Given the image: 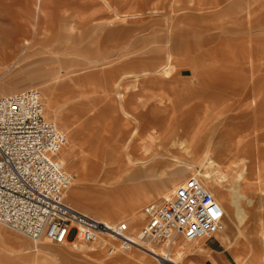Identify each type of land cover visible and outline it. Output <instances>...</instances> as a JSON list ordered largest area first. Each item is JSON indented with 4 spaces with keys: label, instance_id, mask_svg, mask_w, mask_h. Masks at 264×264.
Segmentation results:
<instances>
[{
    "label": "rangeland",
    "instance_id": "rangeland-1",
    "mask_svg": "<svg viewBox=\"0 0 264 264\" xmlns=\"http://www.w3.org/2000/svg\"><path fill=\"white\" fill-rule=\"evenodd\" d=\"M110 1L108 7L99 0H0V22L6 31V35L0 33V45L9 54L7 64L0 66V91L4 86L9 91L2 94L31 88L42 92L47 118L69 138L63 147L65 155L69 146L79 155L76 163L69 157L64 162L74 176L65 192L69 204L78 208L68 199L72 191L78 192L83 204L99 208L104 193L115 192L131 204L138 196L137 186L159 190L160 184H168L178 175L182 178L175 190L192 175L220 176L214 194L225 208L226 235L219 233L184 247L179 259L173 255L174 249L172 256L183 264H207L206 244H223L228 264H264V173L250 177L249 172L251 166L254 171L264 162V0ZM36 4L43 7L41 14ZM60 6L61 12L68 9L77 16L66 24L51 23L44 13ZM115 11L124 16L117 18ZM27 38L34 44L26 50L23 43ZM169 51L178 65L171 76L157 73L125 80V107L137 118L130 129L141 122L137 136L144 137L135 142L132 154L136 165L125 162L120 167L119 161L105 156L97 166L89 161L91 166L82 172L79 157L89 150L83 145L89 131L96 125L101 130L107 123L109 129L111 119L124 128L123 112L114 111L100 93L107 84L103 73L121 64L141 74L163 63ZM19 54L21 61L11 66L20 59ZM81 67L85 69L79 70ZM95 89L98 93L93 94ZM179 90L188 93L179 96ZM82 91L91 97L81 98ZM50 99L56 104L57 120L51 116ZM62 121L67 127L60 125ZM106 128L101 131L107 133ZM151 133L157 138L150 139ZM193 137L197 141L192 149ZM113 147L110 143L109 153ZM162 198L164 194L158 191L141 201L138 210ZM112 218L125 220L116 215ZM0 229L12 234L5 243L0 242V264H120V258L132 251L109 256L81 245L34 241L7 227ZM74 236L75 232L71 238ZM21 242L27 243L24 247L37 245L38 250L18 253L15 244ZM152 246L158 252L166 248L158 243ZM148 257L150 264H157L155 258Z\"/></svg>",
    "mask_w": 264,
    "mask_h": 264
},
{
    "label": "built area",
    "instance_id": "built-area-1",
    "mask_svg": "<svg viewBox=\"0 0 264 264\" xmlns=\"http://www.w3.org/2000/svg\"><path fill=\"white\" fill-rule=\"evenodd\" d=\"M66 141V134L47 118L39 90L0 96V226L34 241L84 244L109 256L146 240L170 248L179 237L211 238L225 228L222 204L198 175L168 197L148 203L140 228L77 209L65 200L74 180L59 157ZM158 257L157 264H182L168 250Z\"/></svg>",
    "mask_w": 264,
    "mask_h": 264
},
{
    "label": "bare ground",
    "instance_id": "bare-ground-1",
    "mask_svg": "<svg viewBox=\"0 0 264 264\" xmlns=\"http://www.w3.org/2000/svg\"><path fill=\"white\" fill-rule=\"evenodd\" d=\"M39 1V0H38ZM44 1V0H43ZM59 1V0H58ZM98 1V0H97ZM101 2H103L104 5H107L108 7H110L111 5V1L110 0H99ZM41 2V1H40ZM90 2V1H89ZM92 3H93V0H92ZM63 4V3H62ZM36 7L38 9V12L40 13L41 10H43L41 7V4H36ZM63 7V6H62ZM60 7H52V9H50L48 12L44 13L45 16H46V19L47 20H51V23L52 22H64L66 24V21H70L75 18L77 16V12L76 11H73L72 13L68 10V9H64L65 11L64 12H61L62 9H60ZM43 12V11H42ZM26 13V11H25ZM27 14H29V11H27ZM41 14V13H40ZM85 15V14H84ZM146 15V14H145ZM249 15V13L247 14ZM114 16H116L117 18H122L124 15H121L120 12L118 11H115L114 12ZM132 16V15H131ZM139 16V15H138ZM15 17V16H14ZM41 17V16H40ZM249 17V16H248ZM41 19V18H40ZM87 19L86 21L89 22V18H85ZM75 20V19H74ZM50 23V24H51ZM115 23V22H114ZM56 24V23H55ZM3 25L4 23L3 22H0V33L2 34H5L6 35V31H4L3 29ZM10 25V24H9ZM110 25V24H109ZM11 27V26H9ZM75 27V26H74ZM74 27L72 26L71 24V28L70 30L72 32H74ZM131 27V26H130ZM6 29V27H4ZM12 30V28H11ZM136 32V31H134ZM75 34V33H74ZM73 34V35H74ZM123 35V34H122ZM72 36V35H71ZM130 36V35H129ZM17 36H13L14 40L17 41ZM125 37V36H124ZM34 44L33 40L31 38H27L25 39L23 45L26 47V50L28 47H31L32 45ZM75 44V43H74ZM68 47V46H67ZM24 48V47H23ZM72 48V47H71ZM70 49V48H69ZM12 54V53H11ZM8 51L6 49H3V47H1L0 45V66H4L7 64V59H8ZM14 55V54H13ZM15 56V55H14ZM22 57V56H21ZM18 58H20V54L18 56ZM22 58L20 59H15L12 60L14 61L11 66H16L19 61H21ZM221 60V59H220ZM11 62V61H10ZM68 63V62H67ZM78 63V61H77ZM233 63V62H232ZM253 63V62H252ZM71 64H74L73 61H71ZM182 64V63H181ZM236 64V63H235ZM230 65V64H229ZM252 65V64H251ZM250 65V66H251ZM10 65H7V67H9ZM68 66V65H67ZM157 66V65H156ZM231 66V65H230ZM241 66V65H240ZM178 67L177 65V60L175 59L174 55L172 52H167L166 55H165V61L161 64H159L157 67L155 68H148V69H144L141 74H138L136 72H133L134 70H126L125 68L126 67H123L121 64L119 66H112L110 69H108L105 73V75H102L106 81V86H105V89L104 91H101L100 93H102L103 95V98L107 101L110 102V105L112 107V109L115 111V110H121L123 112V121H124V128H120V127H117V120L116 119H111V121L109 122V129L106 128L107 124L105 125V127L103 129H108V132L105 133L101 130L103 129H99L98 125L95 126V128H93L94 126L90 127V128H93L89 131V133H85L87 134L86 138H84V144L83 145H87V155L85 154L83 148H85V146L81 147V151L84 152V154L82 156L79 157L80 159V162L82 163V168L80 169V167L78 169H80L82 172H85L88 168V166H91V163L92 162L94 164V166H97L98 163L100 162L101 159H103L105 156H108V157H112L114 159H116L117 161H119L120 164V167L123 166V164L126 162L127 164H134L136 165V163L138 162L134 155L132 154L133 151H134V148L136 146L135 142L137 141L136 139H143L142 137H138L137 135V128L141 127V122L140 124L138 125H135L133 126L131 129H130V124L132 123L133 120H137V118L133 117L131 114H129V112L126 110V107H125V90H124V86H125V80L126 79H129V78H138V77H149L151 75H156L157 73H161L163 76H166V77H169L171 76L172 72ZM232 67V66H231ZM128 68H131V67H128ZM85 67H81L79 70H84ZM234 70H238V67L237 66H234L233 67ZM225 70V69H224ZM230 70V69H229ZM78 72V71H76ZM74 72V73H76ZM4 73V72H3ZM89 74H92V73H89ZM94 74V73H93ZM160 74V75H161ZM2 75V74H1ZM87 75V73H86ZM90 76V75H89ZM93 77L95 75H92ZM91 76V77H92ZM91 77H89L91 79ZM152 77V76H151ZM71 78V76H70ZM85 78V76H84ZM93 79V78H92ZM136 80V79H135ZM242 80V79H241ZM81 81V80H80ZM246 81V80H245ZM243 82V81H242ZM245 84V82H244ZM230 86V85H229ZM240 86V85H239ZM243 87V86H242ZM95 88V87H94ZM123 88V89H122ZM233 88V87H232ZM122 90V91H121ZM7 92L9 91V89H7L6 87L3 86V90L0 91V96H3V95H11V94H2L3 92ZM25 91V90H23ZM90 91V89H89ZM87 90V93L89 92ZM194 91V90H193ZM243 91V90H242ZM245 91V90H244ZM21 92V91H19ZM50 92V91H49ZM179 92V93H178ZM177 92V94L179 96H182L183 94H187L188 92L187 91H181L179 90ZM187 92V93H186ZM15 93H18V92H15ZM15 93H12V94H15ZM42 93V92H41ZM86 91H82V95L80 96L81 98H84L85 95H88V94H85ZM94 93H98V91L95 89V91L93 92ZM245 93V92H244ZM91 94V92H90ZM80 95V94H79ZM95 96V95H94ZM87 97H91V95H88ZM180 98V97H179ZM52 99V98H51ZM50 99V102H49V109H50V113H51V116L53 117V119L57 120L56 116H55V113H56V110H57V107H56V104ZM87 99V98H86ZM118 99V100H116ZM181 99V98H180ZM190 100V99H189ZM117 101V104H112L113 102L115 103ZM193 102V101H192ZM191 102V103H192ZM190 103V104H191ZM179 104V103H178ZM183 104V103H182ZM186 104V103H185ZM201 106V105H200ZM172 111V110H171ZM199 111V110H198ZM213 112V111H212ZM155 116V115H154ZM189 119V118H188ZM192 119V118H191ZM93 120V119H92ZM145 120V119H144ZM89 121V119H88ZM93 121H91L92 123ZM98 123H100L98 120H97ZM149 122V121H148ZM147 122V123H148ZM156 123V121H154ZM55 123V122H54ZM102 123V121H101ZM100 123V124H101ZM145 123V122H144ZM153 123V124H155ZM158 123V122H157ZM171 123V122H170ZM169 123V124H170ZM189 123V122H188ZM192 123V122H191ZM83 124V123H82ZM103 124V123H102ZM150 124V123H149ZM148 124V125H149ZM151 124V125H153ZM178 124V123H177ZM60 125L62 127H67L66 123H64L62 121V123H60ZM144 125V124H143ZM191 126V125H190ZM97 127V128H96ZM101 127V125H100ZM150 127V126H149ZM180 127V126H179ZM178 127V128H179ZM182 127V126H181ZM183 127H186V123ZM182 127V128H183ZM148 128V127H147ZM154 128V127H153ZM168 128V127H167ZM175 128V127H174ZM173 128V129H174ZM189 128V126H188ZM87 129V128H86ZM181 129V128H180ZM184 129V128H183ZM187 129V127H186ZM190 129V128H189ZM180 131V130H179ZM156 132H158L156 130ZM185 132V131H183ZM187 133V132H185ZM84 134V133H83ZM84 134V135H85ZM178 135V133H177ZM180 135V134H179ZM178 135V136H179ZM185 135V134H184ZM67 136V134H66ZM183 136V135H182ZM181 137V135H180ZM149 138L150 139H153V138H157V134L156 133H151L149 135ZM179 138V137H178ZM80 140V139H79ZM175 141L177 142H180L181 144H183L184 142L183 141H180L179 139H174ZM69 141V138L67 136V141L64 145H66ZM142 141V140H141ZM197 140H195V138L193 137L192 138V141H191V145H190V148L193 149V146L195 144ZM112 143L114 145L113 149H112V152L109 153V150H108V146L109 144ZM82 144V143H81ZM144 144V143H143ZM182 146V145H181ZM245 146V145H244ZM64 147V146H63ZM239 147H240V144H239ZM65 148V147H64ZM69 150H68V154L65 155L64 153V150L62 148L61 152L59 153V156H60V159L62 160V162H66V157H69L71 163H76V160H77V157L79 156L77 151L72 149L71 146L68 147ZM80 148V147H79ZM241 149V148H240ZM239 150V149H237ZM242 151V149H241ZM177 162H179V160H176ZM78 163V162H77ZM102 163V162H101ZM65 164V163H64ZM88 164V165H87ZM96 164V165H95ZM93 166V167H94ZM256 166V165H255ZM91 169V168H90ZM249 169V168H248ZM256 169V170H255ZM254 169L253 171V166L250 167V177L251 175H253L254 173H258L256 175V177H261V175L264 173V162L261 163L259 166H257L256 168ZM247 171V170H246ZM247 171V173H248ZM81 172V175L80 176H83ZM86 173V172H85ZM109 173V171H108ZM201 173V172H200ZM132 176H134L135 174L132 173L131 174ZM264 175V174H263ZM136 176V175H135ZM108 177V176H107ZM202 177H203V181H204V184L214 193V188L215 186L219 183L221 177L220 176H209L208 174H202ZM223 178V177H222ZM246 178V177H245ZM264 178V177H262ZM248 180V178H246ZM257 181V180H256ZM260 181H261V178H260ZM262 182V181H261ZM252 183V182H251ZM256 183V182H255ZM263 183V182H262ZM257 184V183H256ZM260 184V183H258ZM255 184H253L252 186H254ZM251 186V185H250ZM251 186V187H252ZM75 187V186H74ZM250 187V189H251ZM255 188V187H253ZM257 188V187H256ZM75 189V188H74ZM263 190V188H262ZM67 191V190H66ZM108 192V191H107ZM67 196V195H66ZM216 196V195H215ZM68 199L69 201L74 204L75 206H77L78 208H81V209H84V210H81V211H84L86 213H89L91 215H93L94 217L100 219V220H103V221H106V222H116V221H112L114 217V215L116 216H119L123 219H125L124 221H127L129 222L132 226H136V225H140L142 224L143 222V225H144V222H145V215H144V211L142 210H138V206L137 204H135L134 202H132L131 204H127L126 202H124L121 198H119L118 196L115 195V192L113 193H104L102 194V198L100 200V203L98 204L99 208H92L88 205H85L83 204L80 200H79V197H78V192L77 191H72L70 193V195L68 196ZM235 199V198H234ZM219 200V199H218ZM221 200V199H220ZM219 200V202L221 203V201ZM224 202V200H222ZM98 203V202H97ZM222 204V203H221ZM234 205V203H233ZM236 205V203H235ZM234 205V206H235ZM223 206V209H224V212H225V208H224V205L222 204ZM77 208V209H78ZM144 210V209H143ZM239 212L242 213V211L238 208ZM241 216V215H240ZM239 219V218H238ZM243 218H241L240 220L242 221ZM242 223V222H241ZM142 225V226H143ZM141 226V227H142ZM1 227V226H0ZM12 235V234H11ZM10 233L6 230H3V229H0V242H4L10 238ZM204 239V238H202ZM17 240V239H16ZM15 240V241H16ZM19 240V239H18ZM21 240V239H20ZM201 240V239H200ZM200 240H194V241H191V240H187V239H184V240H175L174 243L172 244V246L170 248L166 247L165 250L163 249L162 252H158L156 249H154V247L152 246V244H156V242L154 241H150V240H146V241H143L140 243V245L132 248V251L130 252V254L128 256H122L120 258V261L119 263L120 264H150V259L148 256H151L153 258L156 259V261L158 262V259H159V255L160 254H164L167 250L170 251L171 253L173 252V250L175 249V251L173 252L175 255L176 258H181L183 256V253H184V247L186 246H189L193 243H197L199 242ZM14 241V242H15ZM18 242V241H16ZM25 244L27 243H19V244H15V249H16V252L18 253H30L31 251H36L38 250V246L37 245H34V244H29L27 245L26 247ZM81 247L83 248L84 246L85 247H89V248H93L92 246H88V245H84V244H80ZM74 247V245H71ZM78 246V245H76ZM75 246V247H76ZM94 249V248H93ZM42 251V250H41ZM129 252V251H128ZM187 253V252H186ZM186 256V255H185ZM118 259V258H117ZM176 261H179L177 259H174ZM244 264H246L245 261H243ZM183 264V262H182Z\"/></svg>",
    "mask_w": 264,
    "mask_h": 264
},
{
    "label": "crops",
    "instance_id": "crops-1",
    "mask_svg": "<svg viewBox=\"0 0 264 264\" xmlns=\"http://www.w3.org/2000/svg\"><path fill=\"white\" fill-rule=\"evenodd\" d=\"M181 176H176L174 180H172L170 183H162L159 185V190L154 189V188H149L145 186H137L138 190V196L133 198V201L137 206L140 205L141 201L149 199L151 196H153L155 193L158 191H161L164 194V197L166 195H169L171 191L181 182ZM172 185L173 188L170 187ZM171 188V189H170ZM225 228L222 230V234H225ZM226 240V243L230 242L229 239H224ZM223 244H206L208 249V258H207V264H228L226 261L227 255L224 254V250L222 249Z\"/></svg>",
    "mask_w": 264,
    "mask_h": 264
}]
</instances>
